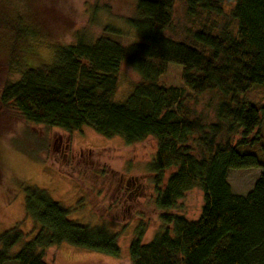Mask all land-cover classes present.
I'll return each mask as SVG.
<instances>
[{
    "label": "trees",
    "instance_id": "1",
    "mask_svg": "<svg viewBox=\"0 0 264 264\" xmlns=\"http://www.w3.org/2000/svg\"><path fill=\"white\" fill-rule=\"evenodd\" d=\"M175 0H136L135 16L126 23L141 41L121 44L119 31L105 26L92 42L81 39L59 45L51 62L29 66L16 81L5 83L0 102L11 104L25 121L65 131L82 126L106 137L120 135L130 144L152 136L156 149L150 164L160 210L175 206L184 193L198 186L202 204L195 219L162 212L165 227L142 242L143 227L136 226L129 242L131 264H264V163L253 153L238 151L261 121L264 104L239 102L256 86L264 87V0H235L233 36H219L202 29L193 32L192 44L173 40L163 32L170 28ZM196 7L219 11L214 0H186ZM0 29L2 26L0 25ZM4 30V29H3ZM12 36L11 63L21 62L22 35L7 26ZM121 63L130 65L142 81L122 101L113 99ZM168 63L182 67V86L159 85ZM185 89L199 95L217 90L228 99L216 108L218 122L206 126L189 119L181 105ZM241 129L234 144H219L217 136ZM200 155L192 152L189 138ZM260 167L261 172L245 194L234 193L227 182L233 168ZM174 168L163 182V172ZM25 214L38 229L13 256L16 264H48L44 249L62 243L117 257L116 234L103 225L90 226L68 219V209L44 189L20 182ZM163 185L160 189L159 185ZM22 238L13 227L0 234V264L8 250Z\"/></svg>",
    "mask_w": 264,
    "mask_h": 264
},
{
    "label": "rangeland",
    "instance_id": "2",
    "mask_svg": "<svg viewBox=\"0 0 264 264\" xmlns=\"http://www.w3.org/2000/svg\"><path fill=\"white\" fill-rule=\"evenodd\" d=\"M219 11L196 7L191 13L186 0H175L171 26L163 34L173 40L192 44V34L206 29L213 34L233 36L236 20L232 17L235 0H214ZM136 0H0V91L5 83L21 77L29 66L51 62L55 48L77 39L92 42L105 26L119 31L123 45L141 41L139 34L126 20L135 16ZM7 26L17 27L22 35L21 62L11 63L12 36ZM4 29V30H3ZM182 67L168 63L156 83L182 86ZM140 75L127 63H121L117 73V88L113 99L122 101ZM181 105L189 119L206 126L218 122L217 105L228 99L217 90L193 95L185 89ZM238 101L264 104V87L256 86ZM261 121L248 138L260 133L252 143L240 144L238 151L253 153L264 163V106ZM226 125L216 138L219 144L236 143L241 129L226 132ZM189 138L192 152L200 155L195 142ZM156 149L152 136L130 144L120 135L106 137L92 128L65 131L57 127L25 121L11 104L0 102V234L16 227L22 238L9 250L3 264H16L13 256L22 244L32 239L38 225L25 214L24 193L20 182L44 189L47 194L68 209V219L90 226L103 225L115 233L117 257L74 247L66 243L44 249L48 264H131L128 246L136 226L143 227L142 242L149 241L165 227L159 218L162 212L195 219L202 204V191L196 186L184 193L174 207L160 210L155 205L157 189L153 183L150 164ZM174 168L163 172V182ZM261 172L260 167L233 168L227 171V182L234 193L245 195ZM159 185L158 188H162Z\"/></svg>",
    "mask_w": 264,
    "mask_h": 264
}]
</instances>
